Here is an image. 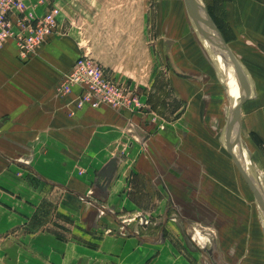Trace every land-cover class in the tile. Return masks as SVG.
<instances>
[{
	"label": "rangeland",
	"instance_id": "374dc122",
	"mask_svg": "<svg viewBox=\"0 0 264 264\" xmlns=\"http://www.w3.org/2000/svg\"><path fill=\"white\" fill-rule=\"evenodd\" d=\"M201 1L218 29L217 2ZM67 2L69 10L62 13L65 22L59 26L60 22L56 21L57 29L48 39L55 37L62 41L71 37L82 44L84 38L94 39L96 35L99 39L105 25H113L119 33L109 41L111 48L117 43L115 65L105 66L95 59L112 80L136 94L144 109L133 112L112 109L122 115L124 112L125 116L134 115L126 127L132 136V146L127 145L129 138L125 132H121L126 139L124 143L115 141L121 135L120 128L115 127L108 136H97L96 148H91V152L82 149L76 153L75 179L79 182V192L83 193L81 197L38 181L43 189L38 204L33 207L17 204L19 212L12 219L24 220L23 225L12 229L8 226L10 222L0 217V236L52 232L61 241L91 247L85 255L92 261L98 258L92 264H123L135 259L132 254L137 255L132 264L148 261L150 264H264V216L229 151L231 148L237 155L238 145L237 126L232 127L228 117L232 97L225 85L224 69L228 62L223 57L224 49L213 40L190 1ZM59 14L57 10L54 17ZM97 38L94 43L88 41L95 49L100 48ZM81 53L76 52L75 58ZM59 84L54 85L55 89ZM233 88L235 94L245 90L240 80H236ZM75 97L67 117L75 114ZM242 105L243 101L240 109ZM143 121L150 124L147 129L152 131L146 141L141 139L144 132L136 127V123L142 125ZM238 132L240 135V126ZM230 139L235 144H230ZM240 142L249 160L244 165L250 171L253 169L264 196L261 173L251 163L253 157L241 137ZM109 158L119 161L116 172L107 164ZM99 160L104 164L98 170L100 176L95 173V178L93 166L85 163ZM61 173L65 175V171ZM107 176L112 180L108 190L102 184ZM89 200L111 208L115 220ZM234 213L242 219L246 213L247 219L257 227L256 234H252L258 237L251 244H233L221 232L220 226L226 227L227 222L233 221ZM134 228L146 238L157 235L163 240L155 245L139 244L133 238ZM127 238L130 241L122 249L121 241ZM196 238L205 248L196 245ZM142 252L146 253L145 259L139 258ZM101 253L102 258L98 256ZM243 254L250 255V259L236 258ZM69 261L70 258L60 260L59 264ZM71 264L80 263L75 260Z\"/></svg>",
	"mask_w": 264,
	"mask_h": 264
},
{
	"label": "crops",
	"instance_id": "0c3cea01",
	"mask_svg": "<svg viewBox=\"0 0 264 264\" xmlns=\"http://www.w3.org/2000/svg\"><path fill=\"white\" fill-rule=\"evenodd\" d=\"M67 1H54L56 9L60 11L55 17L56 21L60 22L59 26L65 22L62 17L63 11L69 10ZM213 2H217L215 12L218 29L250 84L249 96L243 101L240 109V137L248 148L251 158L253 157L251 163H254L264 181V0H214ZM26 4L38 15L44 11L43 7L33 8V0L27 1ZM107 25L101 30L102 35L100 34L99 39L96 35L94 39L84 38L82 44L71 37L62 41L51 37L41 45L33 58L26 61L18 57L17 47L11 39L0 48V119L6 118L0 126V217L10 222L9 229L23 225L24 219L19 221L12 219L14 214L19 212L17 204L21 206L25 204L28 207L38 204L43 194V189L37 184L38 181L40 184L42 181L48 182L76 196L83 195L82 191L79 192L77 186L79 182L75 179L76 153L81 152L82 149L96 148L95 141L98 135L108 136L111 129L119 127L120 134L125 132V135H128L127 145H133L132 136L126 131V127L127 122H130L134 115L125 116L124 112L122 115L118 111L101 106L97 109L84 108L75 111L72 117H67L66 113L71 112V102L77 94V88H73L69 95H62L58 89H55L62 80L63 74L71 69L76 59V52L87 50L94 59L105 66L115 65L117 43L112 44L111 48L109 41L119 36V33L113 25ZM130 34L133 36V33ZM96 38L100 42L99 49L88 43V41L94 43ZM68 48L71 50L70 53ZM235 74L231 82L233 96L235 98L240 95L245 96V90L240 94L234 93L233 86L236 80H240L243 84L240 74L237 72ZM137 114V116L141 115ZM149 126L150 124L145 121L142 125L136 123L137 129L144 132L141 138L143 141L150 138L151 129H147ZM122 134L115 140L121 142L120 144L126 140ZM77 148L81 149L77 152ZM112 159L109 158L107 164L109 163V166L113 167V172H116L120 163L114 159L115 162L112 164L110 162ZM245 162L247 165L249 160L243 152V163ZM88 164L93 166L92 173L96 178L104 162L90 161L85 163V166ZM62 171H65V175L61 173ZM251 172L256 178L253 169ZM105 180L102 184L108 190L111 177L107 176ZM163 187L165 191L168 190L165 184ZM8 196L11 199H7ZM97 204L93 202L92 205L98 208ZM105 207L113 212L111 208ZM233 215L234 220L227 222L226 227L220 226L221 232L228 236V240L233 244H251L252 239L258 237L252 234V232L256 234L257 227L253 225L252 220L247 219L246 213L243 215L244 219L241 215L235 213ZM111 217L115 220L114 214ZM184 223L186 228L190 229L189 224ZM203 230L210 231L204 228ZM132 234L139 244L155 245L163 240V237L157 235L149 238L139 235L137 228L133 229ZM129 241L130 238L121 241L122 249ZM134 244L136 245L135 241ZM196 245L205 248V245L200 246L197 238ZM91 250V247L81 246L69 240L61 241L52 232L35 231L0 236V259L3 257V264H59L60 260L64 261L67 258H70L68 264L75 260L80 264H92L98 258L92 261L91 257L85 255ZM123 253L121 251V254ZM132 255L135 259L124 261L123 264H132L137 256ZM98 256L102 258L104 254ZM145 256L146 253L142 252L139 258L145 259ZM236 258L247 260L250 259V255L246 257L243 254L242 257L236 256ZM146 264H150V261Z\"/></svg>",
	"mask_w": 264,
	"mask_h": 264
},
{
	"label": "built area",
	"instance_id": "2783aa9c",
	"mask_svg": "<svg viewBox=\"0 0 264 264\" xmlns=\"http://www.w3.org/2000/svg\"><path fill=\"white\" fill-rule=\"evenodd\" d=\"M27 1L0 0V48L11 39L17 47L18 57L23 61L33 57L57 29L55 0H33V8H44L40 15L27 7ZM73 88H77L74 112L101 106L131 112L144 109L136 94L112 80L87 50L82 51L71 69L63 74L58 91L68 95Z\"/></svg>",
	"mask_w": 264,
	"mask_h": 264
},
{
	"label": "bare ground",
	"instance_id": "6f19581e",
	"mask_svg": "<svg viewBox=\"0 0 264 264\" xmlns=\"http://www.w3.org/2000/svg\"><path fill=\"white\" fill-rule=\"evenodd\" d=\"M190 6L192 7V9L194 10V12H196L197 14H198V16L200 17V19H201V21H202V23H203V25L206 27V29L208 30V32L210 33V35L212 36V38H213V40L218 44V46H220L222 49H223V44H222V42H221V40H220V38H219V35H218V33H217V31H215V30H213L212 28H210V27H208V26H206V23H204V21H203V7H202V5L201 4H199V2L198 1H190ZM228 55V53L227 52H225V50H224V53H223V57L225 58V60L228 62V66L227 65H225V69H224V71H225V75H226V80H225V85H226V88H227V92H229V93H231L232 94V97H231V99H230V111L232 110V108L235 106H233L232 104H235V103H242V101L240 102V100H241V98H245V97H247V95H248V92H249V88H248V86H249V82L247 83V80H246V78H244V71H243V69L241 68V66L239 65V63H238V61L236 60V58H234V60H230L228 57H226ZM232 62H234V65H233V63ZM238 73V74H240V76H241V78H242V81H243V84H244V86H245V91H246V95L245 96H238L237 98H235L234 96H233V92H232V90H231V82H232V80H233V78L235 77V73ZM238 98H240L239 100H238ZM236 100V101H235ZM235 102V103H234ZM233 106V107H232ZM229 117V116H228ZM231 123H233V125H232V127L233 126H237V129H236V132H235V134H236V140H235V142L237 141V133H238V127H239V121H232ZM232 127H230V134H231V129H232ZM235 142H233L231 139H230V144H235ZM240 143V144H239ZM229 145V144H228ZM238 145V146H237ZM237 147L235 148V152L237 153V155L238 154H240V156L239 157H241V161H242V165H243V167H245V169L247 170V172L249 173V175L251 176V182L254 184H256V185H258V187H260V185L258 184V181H257V179L254 177V175H253V172H251L248 168H247V166H245L244 165V163H243V152H244V150L242 151V149H243V147H242V144H241V142H237ZM233 147H234V145H232ZM240 150H238V149ZM261 188V187H260ZM140 235V234H139Z\"/></svg>",
	"mask_w": 264,
	"mask_h": 264
},
{
	"label": "water",
	"instance_id": "95a60500",
	"mask_svg": "<svg viewBox=\"0 0 264 264\" xmlns=\"http://www.w3.org/2000/svg\"><path fill=\"white\" fill-rule=\"evenodd\" d=\"M186 1H198L199 4L202 5V7H203V21H204V23H206V25H207L208 27H210V28H212L213 30L217 31V33H218V35H219V38H220V40H221V42H222V44H223V49L225 50V52L228 53V55H227L226 57H228L231 61L234 60L235 56L233 55V53L230 51L229 47H228L227 44L225 43V41H224V39H223L221 33H220L219 30L217 29V27L213 24L211 18L209 17V14L207 13V11H206V9H205V5H204V3H203L201 0H186ZM236 60H237V59H236ZM232 63H233V65H234V62H232ZM244 78H246V80H247V77H246L245 74H244ZM247 83H248V81H247ZM248 88L250 89L249 86H248ZM249 93H250V90H249V92H248L247 97L249 96ZM247 97H245V98H241L240 102H241V101H244ZM240 106H241V103H239V102H238L234 107L232 106L233 108H232V110H231L230 113H229V119H230L231 121H239V123H240ZM5 120H6V118H2V119H0V126L2 125V123H3ZM237 142H240V135H239V132L237 133ZM239 144H240V143H239ZM229 151H230V154H231L232 157H233V161H234V163H235V165H236L238 171H239L240 174L243 176L245 182L249 185L250 189L252 190L253 194L255 195V197H256V199H257V202H258V204H259L260 210H261V212H262V214H263V216H264V196H263L261 190L259 189L258 186H256L255 183L253 184V183L251 182V176L249 175V173L247 172V170L245 169V167H243V165H242V161H241V157H239L240 154L236 155V154L232 151L231 148H230ZM239 151H240V150H239ZM110 162H111L112 164H114L115 161H114V159H112ZM89 201H90V200H89ZM90 202L93 204L92 201H90ZM94 205H95V204H94ZM97 206H98V208H99L100 210L105 211V212H109L111 215H113V212L110 211L109 209H107V208H105V207H103V206H101V205H97Z\"/></svg>",
	"mask_w": 264,
	"mask_h": 264
}]
</instances>
